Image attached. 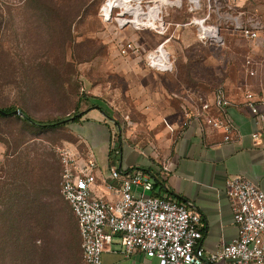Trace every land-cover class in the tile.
<instances>
[{
	"label": "rangeland",
	"instance_id": "374dc122",
	"mask_svg": "<svg viewBox=\"0 0 264 264\" xmlns=\"http://www.w3.org/2000/svg\"><path fill=\"white\" fill-rule=\"evenodd\" d=\"M117 1L109 0L105 10L108 11L114 3L125 9L121 0ZM103 2L34 0L30 8L25 5V0H0V107L20 108L38 120L49 121L73 114L80 98L89 96L95 98L94 102H103L104 107L125 121L118 108L120 91L125 87L117 78V56L120 54L113 35L105 30L99 14ZM202 2L206 6V1ZM43 3L55 7L45 11L41 8ZM224 4V0L218 4L219 9L209 22L219 25L222 43L205 46L198 40L195 26L177 28L172 25L168 35L173 38L167 50L173 55L175 70L184 74L203 73L209 79L217 80L215 86L231 88L232 79L236 80L246 72L245 58L250 51L249 42L235 30L236 19L242 22L239 13L243 10V19L251 17L264 21V0H249L232 10ZM129 5L125 10L134 12L133 6ZM163 13L172 23H183L192 15L186 2L179 9L165 7ZM116 22L122 23L121 20ZM140 24L157 25L155 21ZM132 31L124 30V37L134 36ZM137 35L145 47L154 48L164 39L152 29L142 30ZM75 141L67 126L40 129L14 117H0V164H3L0 169L13 174V178H6L7 184L12 183L13 189L20 186L21 189H31L19 176H39L44 185L43 193L29 192L24 204L39 207L42 202L45 210L42 217L32 219L41 222L43 232L39 236L43 235L44 248L61 249L67 241L68 247H72L69 249L70 264L75 263L73 252L77 246L75 238L65 237L62 233L65 224L62 219L70 207L60 192V151L63 148L73 150ZM21 181L25 185H21ZM57 217L60 221L56 220ZM0 220L3 221L4 217ZM21 228L25 227L19 230ZM10 229L9 225L0 224V264L20 261L15 252L17 248L35 250V240L26 228L17 241ZM28 259L35 261L33 257Z\"/></svg>",
	"mask_w": 264,
	"mask_h": 264
},
{
	"label": "crops",
	"instance_id": "0c3cea01",
	"mask_svg": "<svg viewBox=\"0 0 264 264\" xmlns=\"http://www.w3.org/2000/svg\"><path fill=\"white\" fill-rule=\"evenodd\" d=\"M249 18L264 25L263 20ZM138 32L132 31L134 36L127 37L138 39ZM163 54L167 56V51L163 50ZM260 58H256L255 76L245 72L236 80L232 79L231 88L226 87L233 102L228 113L237 126L239 136L232 142H224L221 130L208 127L202 131L194 118L187 126L183 125L187 117L182 103L186 102L189 107L199 104L188 90L200 92L213 101L212 91L217 80L209 79L203 73L184 74L175 70V66L172 72L156 71L133 58L118 55L117 78L125 86L120 91L121 104L118 108L122 115L131 117L132 124L127 125L106 107L107 113L98 107H91L81 112L80 121L67 125L76 139L72 149L80 164L90 153L98 161L93 196L115 198L105 186L111 167L120 168L124 174L141 169L151 175L154 183L161 181L155 193L186 203L200 213L203 222L202 246L207 251L215 252L221 245L233 241L238 235V228L226 192V179L230 175H243L264 191V125L257 124L250 109L245 106L244 87L240 88L246 84L264 98V60ZM165 121L175 131H170ZM115 131H118L117 140L113 138ZM254 134H257L256 138ZM167 161L170 162V172L164 177L161 164ZM64 217L63 235L76 239L77 247L73 252L76 259L75 263H71L83 264L81 238L71 208L67 209ZM25 220L21 218L20 223ZM56 220L60 221V218ZM24 231L21 228V235ZM41 232L42 228L36 231L34 252L15 249L16 255L18 253L21 258L16 264H70L71 246L68 247L67 241L64 248L45 250L43 235L39 236ZM122 250L121 237L116 236L104 250L102 264H159L158 259L150 258L143 252L124 256ZM29 257L35 258V261Z\"/></svg>",
	"mask_w": 264,
	"mask_h": 264
},
{
	"label": "built area",
	"instance_id": "2783aa9c",
	"mask_svg": "<svg viewBox=\"0 0 264 264\" xmlns=\"http://www.w3.org/2000/svg\"><path fill=\"white\" fill-rule=\"evenodd\" d=\"M109 0H104L100 8V17L105 30L113 35L118 52L123 57H130L139 64L160 72L174 70L172 53L167 56V63L160 61L161 51L167 50L173 36L168 35L173 25L195 26L200 43L213 46L219 43L216 38L208 37L205 27H217L210 24L213 13L218 11L222 0H171L173 3L163 5L159 27L146 24L136 25L135 13L125 11L117 3L106 11ZM139 1V13L143 20L155 4V0H129L135 7ZM249 0H224L228 10L247 3ZM186 2L191 16L183 23H172L165 19L164 8H182ZM244 11L239 15L242 22L236 19L235 30L250 44V51L245 58L247 75L257 73L256 56L264 60V25L250 19H243ZM232 19V15H230ZM121 20L122 23L114 21ZM160 20V21H159ZM232 23V20H231ZM134 32L152 29L164 39L156 47H145L137 38L124 37L123 31ZM115 35V36H114ZM164 62V63H163ZM244 87V104L250 109L257 124L264 125V98L260 97L246 84ZM191 97L199 102L194 107L182 103L187 117L184 126L194 118L200 129L210 127L221 130L224 142H232L239 136L237 126L228 113L233 105L228 90L224 85L215 86L212 91L213 101L200 92L188 90ZM178 96V95H177ZM214 111V113H211ZM127 125L132 124L128 115L124 116ZM170 131L175 128L165 121ZM113 138L117 140L118 131ZM254 138L257 134L253 135ZM62 163L60 192L69 204L78 224L81 238L83 264H102L104 250L116 236L122 240L124 256L136 251L143 252L150 258L159 260V264H264V191L243 175H230L226 179V192L230 199L234 219L238 228L237 237L230 243L221 245L215 252H209L202 246L203 222L200 213L186 203L171 199L165 195L155 194V183L150 174L137 169L124 174L120 168L111 167L106 189L115 198L95 197L92 187L96 184L98 161L90 153L80 164L75 152L69 148L60 151ZM170 172V162L161 164V173L165 177Z\"/></svg>",
	"mask_w": 264,
	"mask_h": 264
},
{
	"label": "trees",
	"instance_id": "16d2710c",
	"mask_svg": "<svg viewBox=\"0 0 264 264\" xmlns=\"http://www.w3.org/2000/svg\"><path fill=\"white\" fill-rule=\"evenodd\" d=\"M33 1L34 0H25V5L27 7L31 8L30 3ZM245 4L246 3H244V5ZM54 7L55 6L51 3H43L41 6V8L45 11L53 10ZM241 7H243V6H241ZM51 15L47 14V16H51ZM194 88L197 89V87H194ZM94 101H95V98H93V97H89V96H85L83 98L81 97L76 108L74 109L73 114H71L65 118L54 119V120H49V121L38 120V119L34 118L33 116H31L27 111L20 109V108H17V109H19L23 112V116L16 115L13 112L17 109L12 108V107H10V108L0 107V109H2L3 111H5L7 113L6 115H3L0 113V117H3V118L14 117V118L20 119L21 121H23L24 123H26L28 125H31L33 127L40 128V129L63 128L71 122L80 121V119L82 118L81 112L86 108L88 109L91 107H98L107 113V110L104 108L102 102L99 103V102H94ZM11 156H13V153L11 154ZM0 165L3 166V164H0ZM12 175L13 174H9V172L7 170L0 169V211L2 210L0 212V214L4 215V216H0L1 218L4 217L3 221L0 220V224L9 225V227L11 228L10 229L11 233L16 236V237L14 236L16 241L21 234L20 230H19L20 227H25L26 230L32 234V236H31L32 240H35L37 238L36 231L38 229L40 230L42 228V226H41V222H39V221L34 222L32 218L42 217L43 212L45 211L44 206H42L43 204H42V202H40L41 205L39 207H26V204H24V203H26L24 198H25V196L29 195V192L36 193V194L43 193L44 185H43V183L40 180L38 175H34V176L32 175L30 177H28V176L24 177L23 176L24 174H23L19 177H21V178L23 177V180L25 181V183L27 182L30 185L31 189H29V188L28 189L27 188L21 189V186L17 189L16 188L13 189L12 183L7 184V180H6V178H8V177L13 178ZM29 178H30V180H29ZM20 184L25 185V184H23L22 181ZM158 184H161V181H157L155 183V189H156ZM155 194H157V193H155ZM59 203H61V202H59ZM60 205H61V207H64L62 203ZM29 213H30V216H29ZM21 218H25L26 223H20Z\"/></svg>",
	"mask_w": 264,
	"mask_h": 264
},
{
	"label": "bare ground",
	"instance_id": "6f19581e",
	"mask_svg": "<svg viewBox=\"0 0 264 264\" xmlns=\"http://www.w3.org/2000/svg\"><path fill=\"white\" fill-rule=\"evenodd\" d=\"M154 2H155V4H154L153 8H151L150 11L145 16H147L146 21H155L157 25L154 27H158L160 22H158L157 20L160 19V13H161L163 5L173 3V2L171 0H155ZM176 2L179 3V0H176ZM129 4H130L129 0H121V5L124 8H126ZM107 6H108V4H107ZM129 6H132V5H129ZM133 9H134V13H135V18L133 21L135 22V24L140 25L141 22H145V20H143V18H142V16H144V15L139 13V10H140L139 1L137 2L136 6L133 7ZM124 11H126V10L124 9ZM204 29H205V33L208 35V37H211V38L214 37L217 39V41L219 43L221 42V35L219 32V28H217V27H214V28L205 27ZM166 51H167V56H168V54H171L170 51H168V50H166ZM167 56H165L163 54V50H162L161 55L159 56V57H161L160 61L164 60L165 64H166L167 63Z\"/></svg>",
	"mask_w": 264,
	"mask_h": 264
},
{
	"label": "water",
	"instance_id": "95a60500",
	"mask_svg": "<svg viewBox=\"0 0 264 264\" xmlns=\"http://www.w3.org/2000/svg\"><path fill=\"white\" fill-rule=\"evenodd\" d=\"M102 111H103V110H102ZM0 113L3 114V115H6V114H7V113H6L5 111H3L2 109H0ZM13 113L16 114V115L23 116V112H22L21 110H19V109L15 110Z\"/></svg>",
	"mask_w": 264,
	"mask_h": 264
}]
</instances>
